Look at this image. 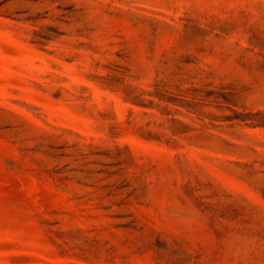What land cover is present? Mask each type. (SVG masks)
<instances>
[{
	"label": "rangeland",
	"instance_id": "374dc122",
	"mask_svg": "<svg viewBox=\"0 0 264 264\" xmlns=\"http://www.w3.org/2000/svg\"><path fill=\"white\" fill-rule=\"evenodd\" d=\"M0 264H264V0H0Z\"/></svg>",
	"mask_w": 264,
	"mask_h": 264
}]
</instances>
